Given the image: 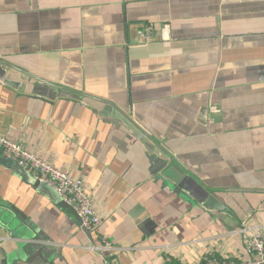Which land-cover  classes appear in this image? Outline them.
<instances>
[{"label":"crops","instance_id":"crops-1","mask_svg":"<svg viewBox=\"0 0 264 264\" xmlns=\"http://www.w3.org/2000/svg\"><path fill=\"white\" fill-rule=\"evenodd\" d=\"M0 61V134L82 179L104 219L82 229L0 154V264L250 260L238 231L264 226V0H0ZM154 156L194 191L166 186ZM103 239L115 250L90 249Z\"/></svg>","mask_w":264,"mask_h":264},{"label":"built area","instance_id":"built-area-1","mask_svg":"<svg viewBox=\"0 0 264 264\" xmlns=\"http://www.w3.org/2000/svg\"><path fill=\"white\" fill-rule=\"evenodd\" d=\"M145 40L153 37L151 31H141ZM0 154L7 160L18 163L41 182L52 186L60 196L62 202L72 208L81 222V228L90 233H99L104 219L96 210L92 195L86 189L82 179L58 169L52 163L39 158L19 143L13 142L0 134ZM250 260L240 264H264V226L251 227L244 222L238 231ZM91 250L112 252L115 247L107 239H103L102 247H91ZM170 262V259H167ZM204 264H234L219 258L214 252H208Z\"/></svg>","mask_w":264,"mask_h":264},{"label":"water","instance_id":"water-1","mask_svg":"<svg viewBox=\"0 0 264 264\" xmlns=\"http://www.w3.org/2000/svg\"><path fill=\"white\" fill-rule=\"evenodd\" d=\"M7 64H5L4 62L0 61V80H2L3 77V71L2 67L6 66ZM48 90V91H47ZM49 90H53L51 93V95H49ZM37 92H39V94H41L42 96H49V98L55 99L57 97L60 98H71V99H77V100H81L82 99V95L78 94L76 92H71L68 90H65L63 88H57L55 86L52 85H48V84H44L42 87H38ZM47 93V94H46ZM118 110H116L117 113ZM119 113V112H118ZM116 115V114H115ZM127 124L129 126H131L132 128H134L135 130L138 131L137 126L131 121V120H126ZM142 138V136H141ZM162 159L158 158L156 156L153 157L152 162H153V168L151 169L152 172L156 175H160V179L163 180L166 184V186H168L171 190H173L176 193H180V191L182 192H186V193H191L194 191V189L190 188V184H189V178L184 177V176H179V175H175L170 169L167 170L168 164L166 162H161ZM18 164V163H17ZM192 196H194L207 210H223V205H221L218 200L213 197L212 195H209L206 192H194L192 193ZM61 203L63 205H65L62 200H60ZM66 206V205H65ZM68 207V206H67ZM69 210H71L73 212V214H75L77 216V214L75 213V211L68 207ZM11 222V210L0 207V225L1 226H8V224H10ZM33 245H28L25 247V249L28 251L29 248H31ZM29 247V248H28ZM35 249H42L43 246H34Z\"/></svg>","mask_w":264,"mask_h":264}]
</instances>
